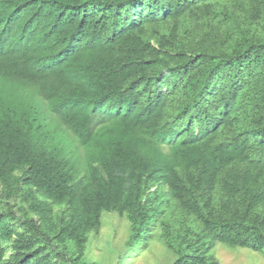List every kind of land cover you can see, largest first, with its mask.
Listing matches in <instances>:
<instances>
[{"label": "trees", "instance_id": "trees-1", "mask_svg": "<svg viewBox=\"0 0 264 264\" xmlns=\"http://www.w3.org/2000/svg\"><path fill=\"white\" fill-rule=\"evenodd\" d=\"M106 211L117 264L264 254V0H0V264H100Z\"/></svg>", "mask_w": 264, "mask_h": 264}, {"label": "rangeland", "instance_id": "rangeland-1", "mask_svg": "<svg viewBox=\"0 0 264 264\" xmlns=\"http://www.w3.org/2000/svg\"><path fill=\"white\" fill-rule=\"evenodd\" d=\"M100 231L92 234L87 248V257L100 264H117L119 255L126 250V241L130 234V223L115 212H104ZM161 228H154L150 237L135 245L126 253L124 264H173L175 254L161 239ZM212 254L220 264H264V254L243 247H229L219 243ZM125 255V254H124Z\"/></svg>", "mask_w": 264, "mask_h": 264}]
</instances>
